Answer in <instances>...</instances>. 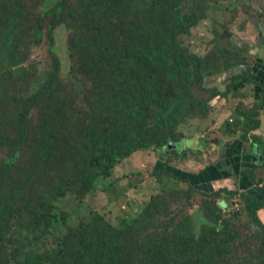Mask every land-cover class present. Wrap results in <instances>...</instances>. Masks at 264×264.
<instances>
[{"label":"trees","instance_id":"obj_1","mask_svg":"<svg viewBox=\"0 0 264 264\" xmlns=\"http://www.w3.org/2000/svg\"><path fill=\"white\" fill-rule=\"evenodd\" d=\"M62 1L56 6L67 10L82 30L73 39L82 71L70 74L63 93L80 99L98 96L109 116L100 127L92 123L85 136L77 122L76 127L66 119L60 94L54 93L42 107L49 127L44 125L31 137L20 102L12 100L20 125L17 141L23 148L10 149L0 161V264H226L225 255L232 250L237 253L239 245L230 236L236 226L222 218L221 213H234L231 205L224 207L226 202L218 201L222 195L244 206L260 228L257 238L264 244V221L257 213L264 208V181L256 177L257 165L244 172L250 184L262 186L242 191L227 187L204 191L201 187L200 193L210 198L205 209L181 216L165 241L158 230L149 231L156 216L165 211L166 199L161 195L152 196L137 216H126L120 226L95 211L89 220L56 235L62 198L69 193L88 196L98 180L110 178L114 168L137 151L150 146L159 150V146L182 140L175 133L181 118L206 119L213 99L246 87L249 77L256 80L249 90L256 105L226 123L225 131L232 138L239 130L242 134L225 146L232 161L249 140L262 145L264 156V142L253 133L261 125L258 108L264 101V82L251 71L239 73L240 66L226 60L219 65L226 55L223 46L200 55L183 43L184 36L206 19V7L218 0H78L76 5ZM2 3L0 18L10 4ZM57 7L52 8L54 14ZM9 26L0 28L6 53L21 41L23 18H12ZM36 29L41 37L43 26ZM222 67L228 70L229 85L221 87L205 78ZM195 85L208 97L196 96ZM53 106L56 110L50 113ZM81 133L85 137L81 142L72 139ZM38 182L42 190L27 200L25 196L37 191H28L29 183ZM196 188L190 185L185 192L190 196Z\"/></svg>","mask_w":264,"mask_h":264},{"label":"rangeland","instance_id":"obj_2","mask_svg":"<svg viewBox=\"0 0 264 264\" xmlns=\"http://www.w3.org/2000/svg\"><path fill=\"white\" fill-rule=\"evenodd\" d=\"M6 1L10 4L7 14L0 18V28H10L9 21L14 17L23 18V26L26 24L21 32L20 43L14 45L10 53L4 52V44L0 43V161L10 149L23 148L17 141L20 125L15 121L13 99L20 102L26 114L29 125L27 134L31 137L40 132L44 125L49 127V122L45 120L48 115L42 113V107L44 101L54 93L60 94L61 110H65L66 119L72 120L76 127L77 122L85 136L88 135L92 123L100 127L109 116L105 102L98 96L86 95L80 99L67 91L63 93V84L67 83L70 74L74 70L82 71L81 60L73 48L76 44L73 39H77L82 30L72 22L67 10L56 6L63 1L0 0V7ZM71 1L76 5L78 0ZM212 4L206 7V19L201 20L190 34L184 36V45L200 55L216 46L220 49L223 46L226 48V55L219 65H225L226 60L240 66L239 73L251 71L258 75L257 79L261 83L264 82V0H218ZM17 5L21 7L18 8ZM53 7L58 8L55 10L56 14L52 12ZM41 26L43 30L40 37L36 28ZM227 72L222 67L215 74H207L205 78L225 87L231 80L226 77ZM255 81L249 77L246 87L233 89L218 101L213 99L211 114L209 112L206 119L197 118L196 115L181 118L175 133L182 136V140L169 142L172 143L170 146L169 143L164 147L159 146V150L150 146L137 151L119 163L110 178L98 180L88 196L69 193L62 198L59 201L60 210H57L59 218L55 224L56 235L62 236L71 227L89 220L95 211L100 212L112 224L120 226L126 216H137L152 196L161 195L166 199L165 211L156 216L149 231L151 233L158 230L165 236L164 241L169 238L171 229L181 216L205 209L210 198L202 195L199 189L202 187L204 191H211L213 188L196 183L195 177L189 178L187 172L200 174L214 166L218 157L225 154L219 141L223 142L227 138L233 140L230 136L233 134L225 131L226 123L236 118L245 108L251 109L256 105L255 95L253 91H249L256 84ZM194 93L201 98L207 96L196 85ZM259 100H262L261 97ZM259 104L260 116L264 114V101ZM55 110L53 106L50 113ZM241 134L239 130L237 138ZM84 135L70 136L81 142L85 139ZM247 142L251 143L250 140ZM174 149L181 150V154ZM24 154L26 155L25 149ZM227 169L237 183L239 178L234 168L229 165ZM57 170L55 168V172ZM258 173L257 179L264 181V169ZM39 183H29L28 186L32 187L27 190L37 191L25 196L27 200H32L42 190L43 186ZM190 185L197 187V190L188 196L185 191ZM229 189L240 191L241 188L238 183L235 188ZM1 192L0 187V194ZM252 195L258 196L255 192ZM225 197L222 195L217 199L221 201ZM225 200L234 213L221 215L223 219L232 220L236 226L230 236L239 245L237 253L232 250L225 255V263L264 264V244L257 238L260 228L251 221V216L243 205L240 207L234 200Z\"/></svg>","mask_w":264,"mask_h":264},{"label":"crops","instance_id":"obj_3","mask_svg":"<svg viewBox=\"0 0 264 264\" xmlns=\"http://www.w3.org/2000/svg\"><path fill=\"white\" fill-rule=\"evenodd\" d=\"M260 119L263 120L260 127L253 131L254 134L258 135L259 138L264 142V114H260ZM237 136H234L233 139H236ZM200 139V138H199ZM197 141V140H196ZM228 142V138L225 139L223 142L219 143L222 146L223 152L226 154L218 157L217 162L214 166H210L207 168L204 172H200V174H193L192 176H189V178L195 177L196 183L204 184L206 187L219 189L221 187H229V188H235L236 184L239 183L240 190H244L246 187H250V190L253 188H257L258 186H262L263 184H250L249 177L245 174L244 169L247 167H252L254 165H257L256 169V177H259L258 171H261L264 169V156H262V145L258 143H248L245 141V145L240 149L236 157L234 158V161L231 160L230 157H228L227 151H226V143ZM219 144V145H220ZM200 140L198 146L200 147ZM197 149V148H196ZM234 168L236 171V174L238 175V182L235 183L234 179L231 178V173L228 171L227 167ZM221 167H226V169H223ZM188 173V172H187ZM191 173V172H190ZM259 192H261L259 190ZM260 194V193H259ZM258 216L261 220L264 221V208H261L258 210Z\"/></svg>","mask_w":264,"mask_h":264},{"label":"clouds","instance_id":"obj_4","mask_svg":"<svg viewBox=\"0 0 264 264\" xmlns=\"http://www.w3.org/2000/svg\"><path fill=\"white\" fill-rule=\"evenodd\" d=\"M219 202H226L225 204H224V207H227V206H230L228 203H227V201L225 200V198H223L221 201H219ZM229 202V201H228Z\"/></svg>","mask_w":264,"mask_h":264},{"label":"water","instance_id":"obj_5","mask_svg":"<svg viewBox=\"0 0 264 264\" xmlns=\"http://www.w3.org/2000/svg\"><path fill=\"white\" fill-rule=\"evenodd\" d=\"M172 145V143H169V146ZM175 145V144H174ZM180 145V144H179Z\"/></svg>","mask_w":264,"mask_h":264}]
</instances>
